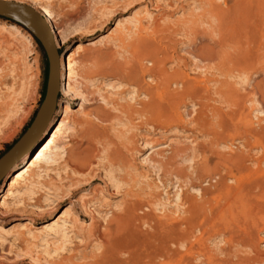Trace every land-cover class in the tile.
<instances>
[{"label": "rangeland", "instance_id": "1", "mask_svg": "<svg viewBox=\"0 0 264 264\" xmlns=\"http://www.w3.org/2000/svg\"><path fill=\"white\" fill-rule=\"evenodd\" d=\"M16 1L49 10L60 58L81 48L52 119L71 103L63 155L20 179L32 193L0 214L6 229L32 219L33 238L0 236V264H264V0ZM47 75L33 32L0 15V158L31 125ZM156 87L163 110L145 115ZM65 210V237L43 243L41 226Z\"/></svg>", "mask_w": 264, "mask_h": 264}, {"label": "bare ground", "instance_id": "2", "mask_svg": "<svg viewBox=\"0 0 264 264\" xmlns=\"http://www.w3.org/2000/svg\"><path fill=\"white\" fill-rule=\"evenodd\" d=\"M4 1L18 2L16 0H4ZM34 9L38 11L37 8H34ZM40 12L42 14V17L45 19V22L47 23V25L50 27V29L53 32L54 41H55V44L57 46V44H58L57 35H56L57 33H56L54 27L51 25V14H50L49 10L45 9V8H40ZM11 29L15 30L16 32H19V29L17 27H15V26H12ZM80 48H81L80 44H75V46L73 48V51H76V50H78ZM57 49H58V47H57ZM73 51H72V53H73ZM72 53H69L67 56L65 55L66 57L65 56L61 57L62 61H61V58L59 59V66H60L59 67V79H60L59 94H60V92L61 93H63V92L65 93L66 92L65 90H66L67 87L70 86V82L72 81V78H73L74 64L75 63L72 60ZM160 75H161V78H162V82H160V84H158V85L161 88V90L164 91L165 89L168 88L170 81L168 80V76L167 75H165V74H160ZM61 79L63 81L62 83H61ZM167 81H169V82H167ZM183 87H184V89L189 90V88H187L186 84H184ZM191 87H193V86H191ZM156 90H157V87L155 88V90H152V89H148L147 90L146 89L147 96L149 97L150 103L145 105L144 109H141L143 111V114H145V115L160 114L162 112V110H163L161 108V106L159 105L158 100L156 99V98H159L158 94L156 93L157 92ZM59 94H58V98H59ZM72 100H81V104L79 106L78 111H81V110L84 109L83 104L85 103V101H84L83 96H82V98L78 97V98H74ZM72 113H73V109H72L71 103L64 104L62 106V115H61V117L57 121L55 120V122H53L51 120L49 123H46L44 126H42V124L39 125L35 129L33 135L29 138V140L22 146V150L20 151V153L16 156V158L13 161H9L10 160L9 159L8 162H7L5 155L2 158H0V166L4 165V163L7 165L6 172L4 173L3 177L0 179V183L6 177V175L9 173V171L12 169V166L14 167V165H18L19 163L23 164L22 168H20V169L16 170L15 172H13L9 176L8 180L6 181V190L4 191V193L0 197V200H1V202H0V214L2 216H7L9 213H12V211L13 212L16 211L17 210V205L20 206V204L23 203L22 196H24L25 194L27 195L28 193H32L33 182H30V183L26 184L24 192H22L23 194H21V192L19 190H16L17 183H18V181L20 179L24 178L25 175L30 176V177H40V173H37L35 171V168L37 166H38L37 168H38L39 171L42 170L40 172H47L48 173L50 168L55 166L57 161H58V159L61 158V155H63V151L62 150L64 148L58 147L56 145V143H57L59 137L61 136L62 130H63L65 124L67 123V121H68V119H69V117L71 116ZM167 115H168V113H167ZM165 119H167V121H168L169 118L167 117ZM51 125H52V127H51V129H50V131H49V133L47 135V138L40 144V146L36 150L33 151V153L27 159V153H30L33 150L35 145L38 143V141H40L43 138V136L45 135L46 130ZM38 131H40V133ZM52 149H54V152L48 154V152H50ZM64 162H66L67 165L69 164L68 160H65ZM71 172H72V174H75L76 176L78 175L79 177H82V175H85L84 169L81 166H73V167H71ZM88 204L83 199L78 202V206L81 209L82 213L91 215L92 212L89 211ZM21 207H23V206H21ZM21 210H23V209H21ZM38 210L39 211H44L43 208H39ZM67 213H68V211L65 210L61 214H59V216L55 220H51L50 222L45 223V224H43L41 226L42 232L45 233V235H43L44 236L43 237L44 239L42 240L43 243L45 242L46 244H48L51 240L53 241L56 238L61 239V238L65 237L66 231H68L70 226H68L65 223V221H62V220L65 218V215ZM20 219L21 218L18 217L16 221H19ZM32 221H33L32 219H26L24 225L23 224H18V222L17 223L14 222L15 224H13L8 229L0 228V236L2 238H4V237H6V238L10 237L11 238L12 237L11 245H13V246L15 244H19L22 241L25 242L27 240V238L28 239H32L33 238V231L30 228L27 227V225H30ZM4 224L5 223H2V225H4ZM19 228L22 229V231H20V230L18 231ZM0 242H1L2 245H4L6 243V239H1ZM26 255H28V254H26Z\"/></svg>", "mask_w": 264, "mask_h": 264}, {"label": "water", "instance_id": "3", "mask_svg": "<svg viewBox=\"0 0 264 264\" xmlns=\"http://www.w3.org/2000/svg\"><path fill=\"white\" fill-rule=\"evenodd\" d=\"M0 15L9 17L20 22L24 26L29 27L36 38L39 40L48 61V75L43 101L29 128L5 154L6 161L8 162L9 159V161H13L16 158V156L22 150V146L29 140V138L33 135L35 129L39 125L42 124V126H44L46 123H49L54 117L60 88V54L55 44L52 30L45 22L42 14L35 10L32 6L24 3L0 0ZM66 53V51L62 52L61 56L64 57ZM55 120L53 122H55ZM51 127L52 125L46 130L43 138L38 141L33 150L29 153L27 159L30 157L33 151L36 150L40 146V144L47 138ZM40 131L38 132L40 133ZM6 169L7 165L5 163L4 165L0 166V179L3 177ZM7 180L8 178L6 179V181Z\"/></svg>", "mask_w": 264, "mask_h": 264}]
</instances>
